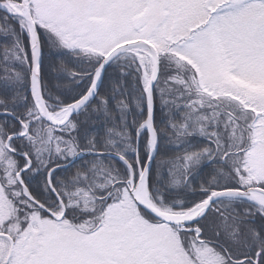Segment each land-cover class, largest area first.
I'll list each match as a JSON object with an SVG mask.
<instances>
[{
    "label": "snow or ice",
    "instance_id": "obj_1",
    "mask_svg": "<svg viewBox=\"0 0 264 264\" xmlns=\"http://www.w3.org/2000/svg\"><path fill=\"white\" fill-rule=\"evenodd\" d=\"M0 264H264V0H0Z\"/></svg>",
    "mask_w": 264,
    "mask_h": 264
}]
</instances>
